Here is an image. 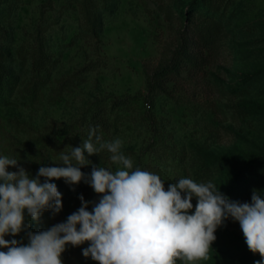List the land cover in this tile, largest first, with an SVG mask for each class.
Returning a JSON list of instances; mask_svg holds the SVG:
<instances>
[{
    "label": "rangeland",
    "instance_id": "374dc122",
    "mask_svg": "<svg viewBox=\"0 0 264 264\" xmlns=\"http://www.w3.org/2000/svg\"><path fill=\"white\" fill-rule=\"evenodd\" d=\"M90 128L120 138L133 168L158 174L165 190L191 178L230 201L250 202L253 190L264 198V0H0V155L34 177L63 166L61 153ZM110 155L85 152L80 170L115 169ZM237 171L238 193L227 195ZM51 181L68 196L61 213L35 222L25 211L29 228L5 239L27 243V231L66 221L80 195L100 198L83 179ZM215 236L197 264L261 259L231 218ZM87 246L66 245L63 264H97Z\"/></svg>",
    "mask_w": 264,
    "mask_h": 264
},
{
    "label": "clouds",
    "instance_id": "9594fccd",
    "mask_svg": "<svg viewBox=\"0 0 264 264\" xmlns=\"http://www.w3.org/2000/svg\"><path fill=\"white\" fill-rule=\"evenodd\" d=\"M122 146L120 138L104 142L90 128L79 146L61 153L63 166H41L34 177L18 159L0 155V248L6 249L0 251V264H63L66 245L85 242L83 256L97 264H197L210 259L215 231L229 218L239 223L248 250L259 254L254 264H264V198L257 190L250 202L230 201L212 181L191 178H179L165 190L158 174L133 168ZM105 149L115 169L93 166L87 175L80 170L91 163L85 152ZM53 178L69 185L83 179L100 198L92 202L80 195V207L66 221L27 231V243L5 239L29 228L25 211L35 222L46 210L53 216L61 211L62 194Z\"/></svg>",
    "mask_w": 264,
    "mask_h": 264
},
{
    "label": "trees",
    "instance_id": "16d2710c",
    "mask_svg": "<svg viewBox=\"0 0 264 264\" xmlns=\"http://www.w3.org/2000/svg\"><path fill=\"white\" fill-rule=\"evenodd\" d=\"M184 10H186V7H182V8H180V12H184ZM188 12H189V10H188ZM187 12V13H188ZM206 28H208L209 29V27L208 26H206ZM183 48H184V45L182 46ZM171 70L169 69V67L167 68H162L161 69V72L162 73H167V72H170ZM45 179V178H44ZM43 179V180H44ZM43 180H42V182H43ZM241 180H242V175L239 173V171H237L235 174H234V176L232 177V178H230V180H229V183H228V185H227V187H226V190H225V193L227 194V195H236L238 192H237V188L239 187V185H240V183H241ZM50 182H52V181H50ZM58 191L62 194V205L64 206L65 205V203H66V200H67V193H66V191L64 190V189H62L61 187H59L58 188ZM183 195V194H182ZM63 206H62V208H63ZM61 211H62V209H61ZM61 211L59 212V213H57V214H55L54 216L52 215V212H51V210L49 209V210H46L43 214H42V216L41 217H43V218H53V217H55V216H58L60 213H61ZM62 255L63 254H61V258H62Z\"/></svg>",
    "mask_w": 264,
    "mask_h": 264
}]
</instances>
